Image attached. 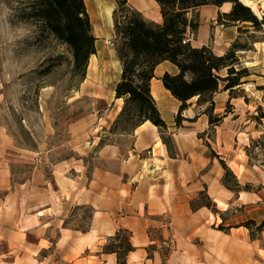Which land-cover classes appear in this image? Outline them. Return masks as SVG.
<instances>
[{"label": "rangeland", "instance_id": "1", "mask_svg": "<svg viewBox=\"0 0 264 264\" xmlns=\"http://www.w3.org/2000/svg\"><path fill=\"white\" fill-rule=\"evenodd\" d=\"M107 1L112 6L110 21L98 15L89 0L96 53L89 59L84 81L77 82L70 76L68 48L52 37L37 41L34 25L18 17L16 9L24 0H0V264H70L56 245L59 228L77 234L92 230L94 207L63 199L56 177L65 174L88 184L96 167L116 166L118 159L101 157L105 146L117 147L120 160L130 156L134 128L115 123L122 107L114 97L121 73L112 23L117 0ZM246 24L239 40L251 49L239 55L251 74L243 78L248 80L244 90L234 94L249 102L219 91L213 113L228 114L210 126L206 115L198 119L204 106L192 98L176 124L180 102L161 93L156 102L169 124L159 129L160 136L168 142L169 154L180 157L168 177L172 196L167 210L150 213L141 204L139 209L111 214V223L102 218L99 228L115 230L110 235L93 233V255L106 257L104 245L124 228L131 233L134 250L139 249L130 264H264V230L257 229L264 219V118L250 119L257 104L264 105L263 42L253 46L254 40L264 39V30L241 23ZM57 55L65 57L63 65L53 61L47 76L32 73ZM188 128H196L193 149L180 153L174 133L192 131ZM141 155L148 158L150 153ZM218 157L235 175L227 176V183L236 191L222 184L225 170ZM140 171L133 181L155 180L147 160ZM250 220L256 223L251 230L242 225ZM41 238L44 248L39 249Z\"/></svg>", "mask_w": 264, "mask_h": 264}, {"label": "trees", "instance_id": "2", "mask_svg": "<svg viewBox=\"0 0 264 264\" xmlns=\"http://www.w3.org/2000/svg\"><path fill=\"white\" fill-rule=\"evenodd\" d=\"M155 1L159 5L161 22L146 18L128 0H117V6L112 11L115 51L121 65V73L114 86V97L122 99L115 123L135 129L149 120L159 129L167 128L152 96L151 81L156 78V67L163 61H169L176 66L177 72L165 71L158 79L171 96L180 102L176 124H180L181 112L189 106L188 101L196 98V105L204 106L202 113L207 115L208 124L215 126L228 114V110L224 114L213 113L215 94L222 90L228 91L230 97L244 96L234 92L244 90L248 80L243 78L251 74L246 67H242L238 53L251 49L239 40L248 25L241 23H250L256 30L263 31L264 14L259 19L240 0ZM224 2H230L232 7L229 12L220 13L217 21L224 25H240L238 38L223 54H216L210 45L193 46L190 37L195 35L200 24L198 8L207 4L220 6ZM16 12L20 20L34 25L37 41L52 37L68 48L71 54L70 76L77 82L84 81L89 59L96 53L97 40L84 0H24ZM53 61L56 65H63L65 57H52L32 73L38 76L49 75L55 66ZM244 100L249 102L245 96ZM263 118L264 105L258 103L257 113L252 114L250 119L259 122ZM161 139L169 150L168 142L163 137ZM218 158L225 170L222 184L236 191L227 183V176L235 178V175ZM234 184L239 187L237 179ZM203 205L210 207V203ZM251 224L256 223L250 220L242 225L251 230ZM232 227L229 225V228ZM257 229L264 230V219L257 225ZM130 237V231L118 229L104 245V252L114 253L118 264H126L128 254L135 249Z\"/></svg>", "mask_w": 264, "mask_h": 264}, {"label": "crops", "instance_id": "3", "mask_svg": "<svg viewBox=\"0 0 264 264\" xmlns=\"http://www.w3.org/2000/svg\"><path fill=\"white\" fill-rule=\"evenodd\" d=\"M133 7L143 13V15L153 21L161 22L162 18L157 15L160 13L159 5L155 0H139L133 3ZM232 7L231 3L224 2L220 6L207 4L198 8L199 27L195 35L190 37L193 46L210 45L216 54H223L235 41L238 36V26L240 25H224L217 21L220 13L229 12ZM161 15V14H160ZM97 41V40H96ZM263 42V43H261ZM257 43L262 44L264 50V41L253 42V46ZM257 50L260 51L259 47ZM245 51H239L243 53ZM160 69L159 74L165 71L176 73L177 68L169 61H163L155 69ZM219 94L217 92L215 96ZM214 101L216 103V97ZM206 114L198 113V119L205 120L203 116ZM163 117V115H162ZM167 124L168 121L163 117ZM187 119L194 117L186 116ZM207 118V115H206ZM208 120V119H207ZM192 131L174 133V140L178 152L191 151V142H194L196 128H188ZM134 146L130 152V156L120 160L118 158L119 149L114 146H105L102 148L101 157L106 161H116V166L101 164L96 167L93 177L88 184H81L80 180L62 174L56 177L57 188L61 193V197L65 200H72L76 204H90L94 207L93 222L96 227L92 230L77 234L68 228H59V236L56 240L58 248L63 250L64 258L68 259L70 264H118L114 253L93 255L91 250V237L99 235L98 232L110 235L115 230H105L99 228L102 218H107L111 223V214L122 212L123 208H141L146 205L150 213H162L167 210V201L171 199L172 187L170 186L168 177L174 172V165L180 160L178 154L170 155L166 145L162 142L159 128L156 126L146 125L139 129H134ZM147 151L150 153L148 158H144L141 154ZM148 161L150 165L151 176L155 179L152 181H133V177L137 173H141L142 161ZM182 161V159H181ZM115 166V167H114ZM60 206V205H59ZM62 221V219H60ZM115 219L113 220V222ZM94 229V230H93ZM43 238L38 239L37 246L39 249L44 248L42 245ZM139 250V249H136ZM136 250L131 251L127 256V264H130L131 256ZM31 256L35 259L36 254ZM30 257L29 253L26 255ZM27 264L29 261H26ZM15 261L10 264H14ZM24 264H26L24 262Z\"/></svg>", "mask_w": 264, "mask_h": 264}, {"label": "bare ground", "instance_id": "4", "mask_svg": "<svg viewBox=\"0 0 264 264\" xmlns=\"http://www.w3.org/2000/svg\"><path fill=\"white\" fill-rule=\"evenodd\" d=\"M240 1L243 4L247 5L248 7H250V9L253 11V13L256 16L261 17V12L262 10H264V0H240ZM92 2L94 4V7L98 9V15H101L103 18H108L110 21L111 8H112L111 4L107 0H92ZM85 3L87 6V10L89 12V9H88L89 0H85ZM157 15L161 17L160 13H158ZM93 57H95V54H92L90 58H93ZM160 71H161L160 69H157L156 73L159 74ZM151 93L156 101L159 100L161 93H168L169 95H171L170 92L164 88L161 80L156 79V78H153L151 81ZM117 100L122 102L121 98H118ZM119 108H121V106H119ZM146 125H151L153 127L155 126L152 122H150L149 120H146L142 124H140L138 127H136V129H139Z\"/></svg>", "mask_w": 264, "mask_h": 264}]
</instances>
